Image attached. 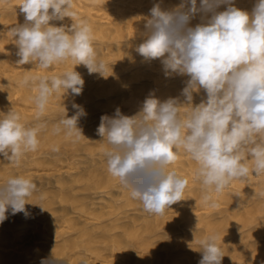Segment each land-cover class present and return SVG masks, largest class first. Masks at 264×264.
Returning a JSON list of instances; mask_svg holds the SVG:
<instances>
[{
    "label": "bare ground",
    "instance_id": "6f19581e",
    "mask_svg": "<svg viewBox=\"0 0 264 264\" xmlns=\"http://www.w3.org/2000/svg\"><path fill=\"white\" fill-rule=\"evenodd\" d=\"M256 2L234 0V5L250 13ZM157 3L171 10L181 0H73L76 16L50 22L70 27L87 21L98 58L110 65L104 77L71 60L49 69L17 64L11 29L25 23L24 14L19 0H0V112L12 108L27 126L47 124L38 149L26 153L18 165L0 155V184L21 175L37 185L26 204L30 215L9 213L0 224V264H199V240L209 234L218 236L221 264H264V176L233 180L206 203L194 179L197 165L181 151L170 167L189 180L184 199L163 215H149L107 171L103 154L110 146L97 134L102 115L113 116L117 107L124 115H135L150 94L161 101L184 99L187 76L166 77L160 60L146 61L135 51L146 39L145 23ZM205 19L198 13L190 26ZM73 68L84 79L82 93L54 94L37 120L36 93L21 81ZM193 97L195 105L206 94L201 89ZM73 102L87 113L78 122L83 136L53 134L64 107L68 117L75 114Z\"/></svg>",
    "mask_w": 264,
    "mask_h": 264
},
{
    "label": "clouds",
    "instance_id": "9594fccd",
    "mask_svg": "<svg viewBox=\"0 0 264 264\" xmlns=\"http://www.w3.org/2000/svg\"><path fill=\"white\" fill-rule=\"evenodd\" d=\"M18 5L25 23L11 29L17 64L49 69L71 60L89 74L107 77L110 65L98 58L87 21L70 27L50 23L76 16L73 0H19ZM220 5L227 7L217 11ZM198 13L205 21L190 26ZM145 29L146 39L135 51L146 61L160 60L166 77L187 76L184 99L161 101L150 94L135 115H124L119 107L113 116L102 115L97 134L110 146L103 154L107 171L149 215H163L184 199L189 180L170 167L181 151L197 165L194 179L206 203L233 180L264 176V0H257L250 13L237 8L234 0H200L199 5L197 0H181L171 10L157 3ZM84 83L73 68L58 76H26L21 86L35 91L39 120L54 94L79 96ZM201 89L206 98L194 105L193 94ZM72 108L75 114L68 117L64 107L53 134L83 136L78 122L87 113L74 102ZM46 128L45 122L27 126L12 108L0 112V155L18 165L26 153L38 149L39 134ZM36 190L21 175L0 184V224L9 213L28 217L27 200ZM217 240L216 234L199 240V264H221L224 255Z\"/></svg>",
    "mask_w": 264,
    "mask_h": 264
}]
</instances>
